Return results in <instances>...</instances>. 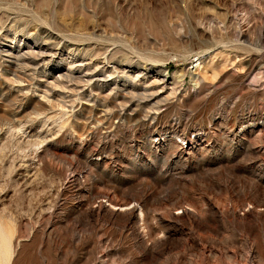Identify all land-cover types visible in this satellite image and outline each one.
Listing matches in <instances>:
<instances>
[{
  "label": "rangeland",
  "instance_id": "rangeland-1",
  "mask_svg": "<svg viewBox=\"0 0 264 264\" xmlns=\"http://www.w3.org/2000/svg\"><path fill=\"white\" fill-rule=\"evenodd\" d=\"M262 147L264 0H0V264H264Z\"/></svg>",
  "mask_w": 264,
  "mask_h": 264
},
{
  "label": "bare ground",
  "instance_id": "bare-ground-1",
  "mask_svg": "<svg viewBox=\"0 0 264 264\" xmlns=\"http://www.w3.org/2000/svg\"><path fill=\"white\" fill-rule=\"evenodd\" d=\"M16 56V55H15ZM71 70V69H70ZM66 76H68V75H66ZM23 77V76H22ZM69 77V76H68ZM100 79V78H99ZM102 80V79H101ZM19 81V80H18ZM76 81H78L77 79H76ZM83 81H85V80H83ZM80 82V81H79ZM88 82V81H87ZM92 82V81H91ZM95 84H97L96 82H95ZM99 88V87H98ZM79 93V92H78ZM127 93V92H126ZM115 104V103H114ZM123 106V105H122ZM190 143L192 144V142L190 141ZM262 149H264V147H262ZM177 150L181 153V152H184L185 150H187V149H185L184 147H181V146H179V147H177ZM264 151V150H263ZM248 152H250V153H254L255 154V152H254V150L253 149H248ZM256 153L258 154V151H256ZM182 155V154H181ZM258 158V157H257ZM258 177V176H257ZM259 179H260V177H259ZM69 181H70V179H69ZM260 181V180H259ZM258 183V182H257ZM239 184V183H238ZM79 187V186H78ZM251 188V187H250ZM253 188V187H252ZM206 199V198H205ZM109 202V201H108ZM112 202V201H111ZM208 213L209 212H211L212 214H214L215 216L216 215H219L220 214V216L221 215H223V214H225V212L223 211V210H218V209H216L215 208V205L211 202V201H209L208 200ZM144 203V202H143ZM182 203V202H181ZM130 204V203H129ZM117 205H119V203L117 204ZM126 204H124V206H125ZM131 205V204H130ZM180 205V204H179ZM115 206V205H114ZM129 206V205H128ZM134 206V205H133ZM133 206H131V208H128L129 210L127 211V213H125L124 214V219H123V223H124V225L123 226H125V229L126 228H129V229H132L133 230V232L137 235V237L138 236H140V233H139V228L137 227V225L135 224V221H136V219L139 217L138 216V214H136V209L133 207ZM220 206V205H219ZM108 207V206H107ZM121 207V206H120ZM126 207V206H125ZM191 207V206H190ZM107 208H106V206L103 204V203H99V205L98 206H96V207H93L91 210H92V214L93 215H96V216H102V215H105L104 213H105V211H107L106 210ZM119 209H122V208H115V209H109L110 211L108 212L107 211V213H109V215H108V218H106V219H110V220H114V219H116V218H118L120 215H119V213H118V211L117 210H119ZM123 209H124V207H123ZM127 209V208H126ZM144 209V208H143ZM175 210L177 211V212H175ZM205 211H204V209H203V207H199L197 210H193V209H191V208H189V207H182V205L181 206H178V207H176L175 209H174V212H170V213H167V215L168 214H170V217H171V219L172 220H176V222L177 221H181L183 224H184V227H185V225H186V227L187 226H189V227H191V226H193L194 224H195V227H196V220H200L201 222H202V224H205V223H203V222H207V221H209L208 219H207V217H204L203 216V213H204ZM229 212V211H228ZM232 212V211H231ZM255 215V220L256 221H259L260 219H262V217H260V215H261V213L257 210V208L256 209H253V211H252ZM179 213H181V214H179ZM92 215V216H93ZM107 215V214H106ZM105 215V216H106ZM104 216V217H105ZM103 217V216H102ZM102 217H100V219L102 218ZM104 217H103V220H104ZM235 217H236V215H235ZM225 218V217H224ZM246 219V218H245ZM109 220V221H110ZM221 220V219H220ZM244 220V219H243ZM106 221V220H105ZM240 221V220H239ZM169 222V221H168ZM243 222V221H242ZM242 222H241V224H242ZM240 223V222H239ZM200 224V223H199ZM199 224H197V226H199ZM207 224V223H206ZM214 224V223H213ZM176 225V224H175ZM210 225V224H209ZM245 225V224H244ZM251 225V224H250ZM250 225H247V226H250ZM194 227V228H195ZM244 227V226H243ZM242 227V228H243ZM255 227V226H254ZM254 229H252V231H253ZM242 231L244 232V238L242 239V241H243V243L244 244H246L247 246L249 245V256H255V255H257V253H258V251H257V247H256V245H254L253 243H249L248 241H249V239H250V235H249V233H251V228L250 227H246L245 226V228H243L242 229ZM132 232V233H133ZM133 235V234H132ZM134 237H135V235H134ZM137 237L135 238L136 240H137ZM79 238V237H78ZM141 238V237H140ZM251 240V239H250ZM143 241V240H142ZM141 242V241H140ZM241 243V242H240ZM162 245H164L163 244V241H162V243L161 242H156L154 245H153V247H146L147 248V250L148 251H155V250H157V251H159V249H161V248H164V247H162ZM243 245V244H242ZM246 245H245V247H246ZM165 246V245H164ZM244 246V245H243ZM146 251V250H145ZM147 252V251H146ZM248 261H249V259H248Z\"/></svg>",
  "mask_w": 264,
  "mask_h": 264
}]
</instances>
